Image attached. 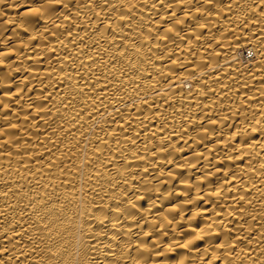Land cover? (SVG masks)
I'll return each instance as SVG.
<instances>
[{
    "label": "bare ground",
    "instance_id": "6f19581e",
    "mask_svg": "<svg viewBox=\"0 0 264 264\" xmlns=\"http://www.w3.org/2000/svg\"><path fill=\"white\" fill-rule=\"evenodd\" d=\"M0 264H264V0H0Z\"/></svg>",
    "mask_w": 264,
    "mask_h": 264
},
{
    "label": "rangeland",
    "instance_id": "374dc122",
    "mask_svg": "<svg viewBox=\"0 0 264 264\" xmlns=\"http://www.w3.org/2000/svg\"><path fill=\"white\" fill-rule=\"evenodd\" d=\"M249 55L252 56V53H249V54H248V57H250Z\"/></svg>",
    "mask_w": 264,
    "mask_h": 264
},
{
    "label": "built area",
    "instance_id": "2783aa9c",
    "mask_svg": "<svg viewBox=\"0 0 264 264\" xmlns=\"http://www.w3.org/2000/svg\"><path fill=\"white\" fill-rule=\"evenodd\" d=\"M250 52H248V54H249Z\"/></svg>",
    "mask_w": 264,
    "mask_h": 264
}]
</instances>
